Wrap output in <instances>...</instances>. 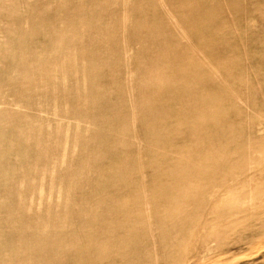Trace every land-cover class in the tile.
Here are the masks:
<instances>
[{"label": "rangeland", "instance_id": "obj_1", "mask_svg": "<svg viewBox=\"0 0 264 264\" xmlns=\"http://www.w3.org/2000/svg\"><path fill=\"white\" fill-rule=\"evenodd\" d=\"M0 264H264V0H0Z\"/></svg>", "mask_w": 264, "mask_h": 264}]
</instances>
